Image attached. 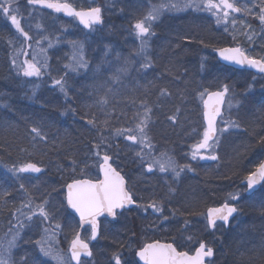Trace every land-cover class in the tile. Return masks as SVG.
I'll list each match as a JSON object with an SVG mask.
<instances>
[{
	"label": "trees",
	"instance_id": "16d2710c",
	"mask_svg": "<svg viewBox=\"0 0 264 264\" xmlns=\"http://www.w3.org/2000/svg\"><path fill=\"white\" fill-rule=\"evenodd\" d=\"M161 1L166 4L184 2ZM94 2L102 8L103 0ZM182 9L163 18L148 35L145 52L151 66L147 68L142 67L146 62L145 54H138L141 44L136 41L121 43V59H118L112 44L119 42L108 37L105 43L89 47L81 40L87 67L84 73L77 74L62 63L64 74L60 79L65 81L66 95L53 85L51 79L47 85L49 88L42 87L38 81L33 91L27 92V82L13 67L5 38L8 30L0 29V241L6 243L5 237L11 239L16 230L22 234L19 224L13 228L14 220L25 216L21 212L31 214L22 205L28 200L33 204L39 196H55L64 218H70L64 206V189L73 178H80V170L85 169L89 157L96 156L93 145L100 136L98 129L86 122L88 119L95 116L98 122H102L107 113L112 129L132 126L133 113L139 102L147 100L153 108L149 131L154 145L152 150L179 156L186 154L192 144L189 142L192 134L187 135L186 128L179 130L180 125L184 128L192 114L193 121L199 123L200 130L203 129L199 93L205 89L223 90V85L227 84L229 105L232 100V121L239 127L229 126L221 133L214 149L217 160L204 163L198 158L195 162L188 154L193 171L173 183L167 195L155 199L163 198L162 204H167L171 212L179 210L175 215V229L179 232L198 224L204 235H196L197 239L209 243L215 250L212 264H264V187L250 199L244 198L241 189L246 176L264 159V143H261L264 137V89L253 75L221 66L214 52L230 46L228 40L219 39L215 28H207L202 19L197 24L195 15L187 8ZM103 21L115 26L126 24L119 17H106ZM130 53L138 75L132 78L136 67H130L127 74H121L119 92L112 95L115 87L112 78L119 74L118 69L125 62L128 67ZM108 88L112 92H107ZM161 88L169 95L160 96ZM106 92L109 102L101 108L96 101ZM170 115L176 117L175 123L168 119ZM34 124L41 128L46 140L33 139L30 129ZM103 135L109 137L107 143L110 147L106 150L114 158L124 149L127 140L112 135L111 131H105ZM104 150L101 149V154ZM26 162H35L43 170L42 176L31 179L34 188L28 186L23 173H18L17 179L9 171ZM146 164L139 163L137 158L133 166L139 168ZM229 193H239L242 199L240 215L229 231L209 233L204 215L199 213L205 214L208 207L229 202ZM136 211L120 216L114 233H102L88 264H111L115 254L121 259L129 257L135 264V252L146 243L142 237L145 223ZM13 212L17 213L16 217ZM70 223L73 229L67 235L69 239L77 231L76 222L70 219ZM173 236L159 240L172 242ZM62 246L67 250L66 243ZM96 249H102L103 261ZM26 253L20 249L15 251L13 258L17 264L22 257L26 258L25 264H54L39 257V252H33L31 257Z\"/></svg>",
	"mask_w": 264,
	"mask_h": 264
},
{
	"label": "snow or ice",
	"instance_id": "6c2138e0",
	"mask_svg": "<svg viewBox=\"0 0 264 264\" xmlns=\"http://www.w3.org/2000/svg\"><path fill=\"white\" fill-rule=\"evenodd\" d=\"M27 3L29 5H39L41 8L51 9L55 13H63L65 16L73 17L77 19L85 29H92L94 25L102 23V9L100 7L77 9L71 0H27ZM13 5L14 0H0V14L11 23L16 32L23 37L24 41L28 42L32 37L24 30L18 19V15H20L19 6L17 5L14 7ZM247 5L248 0H184L183 4L172 3L170 7L206 11L215 18L218 25L221 23L225 24V31L229 30L227 24L230 16L233 27L237 24L238 17L231 14L239 13L242 16H252L254 19L259 20L262 31H264V0H253L251 6ZM163 7H169V5H164ZM254 8H258L259 11L254 12ZM159 14L160 9L154 8L143 20L137 21L133 25L136 30V35L138 37H147L152 27L147 21H155ZM242 23L246 29H249V31H245L243 34L251 41L254 34L253 31H251V25H248L246 21ZM37 27H39V25H37ZM42 39L48 40V47L53 46V42L48 36H44ZM69 43L74 50V55L71 58L72 63L65 65V67L70 71H77L79 68L87 67L83 55V43L75 40ZM36 44L41 45V39H37ZM29 47H31L30 44ZM145 48L146 40L142 39L138 54H145L146 62L142 67L147 68L151 65L150 61L147 60ZM40 50L41 52L46 51L42 47ZM216 51H218L220 58L224 61L240 66L247 65L260 73H264V58H254L238 46L219 48ZM21 54L27 55L23 48L17 52V57ZM13 67L17 68L18 74L24 77H40L43 71L47 69V58L44 57L43 59H39L33 56L30 61L25 60L20 65H17V61L14 58ZM118 72L119 74L112 78L114 83L120 81L121 74H127V62L118 69ZM53 85L58 86L60 91L64 92L65 95L67 94L65 90V81L62 78L54 79ZM111 91V88L107 89V92ZM228 91L229 87L225 84L223 85L222 91H209L205 89L203 92L199 93V98L203 104V119L206 126L204 127L202 138L191 146L192 151L190 155L192 160H196L197 158L200 160H217L218 156L214 151L219 144V136L217 133L227 131L229 126L239 127L234 121H229L223 128H219L217 125V118L222 117L221 108L225 103V97ZM107 92L96 101L101 108L109 102ZM166 95H169L168 91L161 88L160 96ZM132 102L135 103V101ZM237 104H239V101H237ZM177 111H179V109H177ZM152 113L153 108L148 101L141 100L139 102V107L133 113L132 126L112 129L110 119L108 118L109 114L107 113L106 118L102 122H98L95 116L86 121L89 125L97 128L100 133L98 141L93 145L94 149H96L95 155L98 159L92 166L98 168L102 178H97L96 180L86 178L85 169H81L80 178H73L71 183L67 184L66 201L68 208L78 215L80 227L84 228L85 225L90 226V237L86 239L82 237L79 231L74 232L69 242V260V257L63 252H56L54 254L50 246H44L45 242L50 239V236H46L44 239L36 241L43 256L48 257L54 255L57 264H71L72 261H75V264H86V262H82L81 257H92L93 255L88 240L97 239L99 230L98 218L105 215L107 217L116 218L117 215H119L117 212L118 209L122 210L136 203L133 192L126 186L125 178L121 175L120 171L109 163L112 157L106 150L110 147V144L107 143L109 137L103 135L105 131H111L112 135L122 136L123 139L130 141L132 144L139 145L140 150L136 152V155L141 158L142 162H147V171L149 172H152L154 168L158 167L160 172L165 173L171 171L174 176L178 178L185 169L187 171H193L190 164L180 165L167 153H161L159 157L152 156L151 150L154 145L149 135ZM168 119L172 120L174 123L176 121L174 115L168 116ZM30 132L33 134L34 140L38 138L44 141L47 139L41 128L35 124L31 127ZM261 143H264V137L261 138ZM102 148L105 149L103 154H101ZM145 148L149 149V151L145 152ZM73 163L75 164V162ZM87 167L88 165H85V168ZM9 171L19 179L18 173H39L42 169L37 166L35 162H26L19 167L13 166ZM245 179L247 188L250 192L255 189L256 185L264 184V161L259 162L258 165L255 166V170L250 172ZM23 187L24 185L21 184L22 189ZM239 198V193H229L227 197V199L233 201H237ZM22 207L28 208L31 212V214H24L21 212L28 220H31L33 215L37 214L36 210H38L39 215L42 216L45 221H49V214L45 211L44 203L38 204L36 210H33L32 201L28 200ZM136 207L143 208L145 211L151 208L155 213H162L163 211L162 202L155 199L146 204L136 203ZM178 211V209L172 210L173 216H175ZM237 211L238 209L236 206L230 205L227 202L218 207H208L206 215L208 227L215 228L218 221L227 225L230 222V218L233 217V214ZM16 215L17 213L13 212V217H16ZM199 215H204V213L201 212ZM168 219V216H163V220ZM185 223H187V221H185ZM22 226L21 224L20 227ZM13 227H16V225H13ZM55 227L58 228L60 225L57 224ZM9 231L11 232V229ZM47 232L48 229L45 228V233ZM18 235L19 233L17 232L12 234L11 239L5 237L6 243L0 241V264H17L16 260L13 258V250L17 245ZM188 239L191 241L193 237L190 236ZM174 243V239L172 242H161L159 240L146 242L135 252V255L142 264H209L206 258H210L214 255L213 248L202 240L192 254L188 251L178 250V246H174ZM114 259L115 264H121V258L118 254L114 255ZM25 260L26 258L22 257L20 259V264H25Z\"/></svg>",
	"mask_w": 264,
	"mask_h": 264
},
{
	"label": "rangeland",
	"instance_id": "374dc122",
	"mask_svg": "<svg viewBox=\"0 0 264 264\" xmlns=\"http://www.w3.org/2000/svg\"><path fill=\"white\" fill-rule=\"evenodd\" d=\"M248 1H251V3L253 2V0ZM71 2L77 9H88L90 7H97V4L94 2V0H71ZM172 3H176V1ZM17 5L20 9V15H18V19L21 22V26L24 28L25 31L29 33L32 39L28 42H25L23 37L20 36L18 32H16L15 28L11 25V23L5 17H3L2 14H0V29L3 28V31L8 30L5 38L6 43L9 46L12 59L15 58L17 61V65H20V63L22 64L25 60L30 61L33 56H36L39 59H43L44 57L47 58V69L43 71V74L40 77L22 76V78L27 82V92H32L33 88L35 87V85H37L38 81L43 84L42 87L49 88L50 86L47 85L50 83V79L52 81L55 78L60 79V76L64 74V71L61 69L62 63H64V65L72 63L71 58L74 55V50L69 43L70 41L82 40L84 42H87L88 46L91 47L95 46V44L105 43V41L109 37L115 43H120H113L112 48L113 53H116L118 59H121V56L119 54V51L122 50L121 43L124 44L125 41H136L141 44V40L145 39L144 37H138L136 35V30L134 29L133 25L137 21L143 20L147 16V14L154 8H159L160 14L157 19L155 21H147V23H150L152 25L150 32L151 34L153 32V28L158 23H160L163 18L172 15L173 11L181 10L171 8L170 3H162V1L160 0H103L102 11L104 18L119 17L126 24L122 26H115L113 24H108V22L106 24L105 22L100 29H93L90 32H83L78 28L75 21H64L49 14L48 12L31 7L27 4V0H14L13 6L15 7ZM164 5H169V7H163ZM187 9H189V11H191L195 15V10L191 8ZM253 11L258 12L259 9L254 8ZM204 12L206 11H197L200 16H203ZM207 19L210 21L209 25H211V27L212 24L215 26V32L219 36V39H227L231 47L238 46L242 50H244L248 55L254 58H264V53L262 54L261 51H259L258 46L256 45L258 36L257 28L251 25V31H253L254 33L251 41H249L243 34L245 31H249V29H246L244 24L242 23L246 20L240 21V19H238L237 24L235 25V27H233L230 17L227 24V28L229 30L225 31V24L221 23L218 25L216 23L215 18L209 13ZM246 23L250 25L248 21H246ZM37 25H39V27H37ZM44 36H48L49 39L52 40V47H48V40L42 39V37ZM37 39H41V45L36 44ZM95 40L97 41L95 42ZM29 44L31 45V47H29ZM41 47L46 51L41 52ZM21 48L24 49L27 55L21 54L19 55V57H17V52ZM83 55L85 58L84 49ZM127 61L129 64L128 70L130 69V67H132V69L136 67L133 58L131 57V53L128 56ZM85 68L86 67L79 68L77 71L73 72L77 74L84 73ZM133 75L134 76H132V78H136L135 76L138 75L137 67L133 71ZM258 81L260 82V87L264 89V79H259ZM119 83L120 81L114 83L115 87L113 89L114 91H111L112 95H114L115 92H119ZM233 85H235V82L233 83ZM233 85L231 84V86ZM34 96H36V94ZM230 109L231 108L228 103V106L225 110V116L221 121L219 128L225 127L229 121H232L233 114ZM192 118L193 116L191 114V117H189L190 120H188L187 125L184 128L180 125L179 128V130H183L186 128L187 135L192 134L190 137L191 139L189 140L190 144L192 143L191 145H189L190 149L187 150L186 154H181L179 156L170 152L167 153L180 165L190 163L187 156L188 154L190 155L192 151L191 146L202 138L203 129L200 130V128L198 127L199 123L196 121L194 122ZM218 136L220 140L221 133H219ZM139 150V145H134L130 141H127L126 145L124 146V149L120 151L114 158L112 157V164L114 168H116L120 172H124V177L127 181L128 188L131 189V191L133 192L134 198L137 203L146 204L151 202L157 196L163 197L164 195H167L169 193V190L172 188L173 183L182 179L184 175H188V173H190V171H187L185 169L177 178L171 171L165 173L160 172L158 167L154 168L152 172H149L147 171V164L144 167H135L133 165L137 161V158H139V163L142 162L141 158L136 155V152ZM144 151L148 152L149 149L145 148ZM151 153L153 157H159L161 153L165 152L158 151L155 153L153 150H151ZM97 159L98 158L96 156H91L86 162V165H88V167L85 168L86 178H91L93 180H96L98 178V168L92 166L94 162L97 161ZM197 159L195 160V162L197 161ZM201 161L206 163L211 162L212 160ZM25 178H27L26 183L28 184V186L30 188H34L35 184L31 182V178L26 176ZM157 201L162 202L163 198H158ZM41 203H44L45 211L47 210L46 212L49 214V221H45L44 218L39 215L38 210H36V206ZM229 203L237 205L239 207L242 205V199L239 198V200L237 201L230 200ZM162 207V213H155L151 208L147 209L146 211L143 208H139V210L135 212L136 215L140 218V220L145 223V227L143 228L142 232L143 239L146 242H153L159 240L164 236L166 237L174 235V246H178V250L180 251H188L190 254H192L200 242L197 239L196 235L202 237L204 235V231L201 230L198 224H195L189 227V229L185 228L182 233L179 232L175 229V226H177L175 216H173L172 212L167 209V204H162ZM32 209L36 210L37 214L33 215L31 220H28L25 216L18 217L17 220H14V225L19 224L20 226L22 224L23 226L20 227L22 234L18 232L19 235L17 237V245L13 250V254L18 249H20L22 252H28L26 254H28L30 257L32 256L33 252H39V257H43L44 259L51 261L54 264H57L54 255L45 257L41 254L40 247L39 245H37L36 241H40L46 236H50V239L45 242L44 246H50L53 249L54 254L56 252H63L68 256L67 250H64L62 244L66 243V245L68 246L70 242V239L67 237V235H69L70 231H72L73 229V226L70 223V219L72 218L70 216V218H64L60 202L55 196H50L49 198L42 196L37 197V199L32 204ZM165 215L169 217L168 220H163V216ZM23 217H25L26 220H24ZM57 224L60 225V227H55V225ZM45 228L48 229L47 233H45ZM116 230L117 226L115 227L111 224H106L102 227V232L104 235H109L110 232L114 233ZM15 233H17V230ZM217 233H222V230L218 229ZM190 236L193 237L191 241L188 239V237ZM88 237H90L89 233L85 235L86 239ZM96 251L103 261L105 257L103 255L102 249H96ZM111 264H115V259ZM121 264H132L131 258L124 257L123 259H121Z\"/></svg>",
	"mask_w": 264,
	"mask_h": 264
},
{
	"label": "water",
	"instance_id": "95a60500",
	"mask_svg": "<svg viewBox=\"0 0 264 264\" xmlns=\"http://www.w3.org/2000/svg\"><path fill=\"white\" fill-rule=\"evenodd\" d=\"M30 6H32V7H34V8H37V9H40V10H43V11H46V12H48V13L54 15V16H57V17L63 19V20H75L76 23H77V25H78V27H79L80 29L85 30V31H89V30H90V29H85V28L83 27V25H81V24L79 23V21H78L77 19L73 18V17L65 16L63 13H55V12H53L51 9L41 8L39 5H30ZM101 25H102V23H101V24H98V25H94L93 28H99V27H101ZM215 57H216L217 61H218L222 66H224V67L231 68V69L236 70V71H246V72L252 73V74H254V75H257V76H263V77H264V73H260V72H258L256 69H254V68H250V67H248L247 65L240 66V65H235V64H232V63H229V62H227V61L222 60V59L220 58L219 54H218V51L215 52ZM228 95H229V92L226 94V97H225V103L222 105V108H221L222 115H223V111H224V107H225V104H226V101H227ZM205 98H206V97H205ZM202 113H203V105H202ZM202 116H203V114H202ZM220 119H221V117H218V118H217V125H218ZM203 124H204V127H205L206 125H205V123H204V119H203ZM109 163L111 164V161H109ZM25 174H27L28 176H30V177L36 179V178H38V177L42 174V171L39 172V173H31V172H28V173H25ZM99 177L102 178V177L100 176V173H99ZM125 182H126V181H125ZM126 186H127V184H126ZM242 186L246 188V196L249 197V196L253 195L254 193L258 192V191L260 190V188L263 186V184H258V185H256V186H255V189L252 190L251 192H250V191L248 190V188H247V182H246V181L242 183ZM66 196H67V186H66V189H65V207H66L68 213H69V214H70V215H71V216L77 221V223H78V225H79V230H78V231H79V232L81 233V235L83 236L84 231H85L87 228H90V226L85 225L84 228H81V227H80L79 217H78V215L75 214L71 209L68 208V206H67V201H66ZM135 208H136V204L134 203L133 205H129V206L126 207L125 209H122V210L118 209L117 212H118L119 215H120V214H122V213H124V212H126V211H130V210H133V209H135ZM237 214H238V211H237L236 213L233 214V217L230 218V222H229L227 225H225V224H223V222H219V221L217 222V225H221V226H223L226 230L229 229L231 223H232L233 220H235V218L237 217ZM206 215H207V212H206L205 216H206ZM117 216H118V215H117ZM103 221H108V222H110V223H115V222L117 221V217H116V218H112V217H107V216L105 215V216H101V217L98 218V223H99L98 236H97V239H96V240H90V243H91L92 245L96 244V242L99 240V237H100V229H101L100 224H101V222H103ZM206 221H207V219H206ZM207 225H208V224H207ZM208 228H209V227H208ZM209 230H210V231H213L214 228H209ZM89 247H90V246H89ZM90 249H91V248H90ZM91 251H92V250H91ZM68 254H69V257H70V253H68ZM213 258H214V255H213L212 257H210V258H206V260L210 263V262L213 260ZM91 259H92V257H81V260H82V261H90ZM135 260H136V263H137V264H142V262H140L139 259H138V257H136V256H135ZM71 263H72V264H75V261H72Z\"/></svg>",
	"mask_w": 264,
	"mask_h": 264
},
{
	"label": "flooded vegetation",
	"instance_id": "af4514ba",
	"mask_svg": "<svg viewBox=\"0 0 264 264\" xmlns=\"http://www.w3.org/2000/svg\"><path fill=\"white\" fill-rule=\"evenodd\" d=\"M247 6H251V1H248V5ZM231 15H234V16H237L238 17V19H240V21L242 20H246V21H248V23L250 24V25H252L253 27H255V28H257V30H258V36H257V46H258V48H259V51H261V53L263 54L264 53V31H262V28H261V25H260V23L258 22V20L257 19H253V17L252 16H242L241 14H239V13H235V14H231ZM207 16H208V12H204V14H203V16L201 15V17H199L198 16V13H196L195 14V20H196V22H197V24H199L198 22H199V19H202L201 21H202V24H204L207 28H210L211 27V25H209V20L207 19ZM231 17V16H230ZM212 27L214 28L215 26L212 24ZM145 39L144 40H146V39H148V36L147 37H144ZM264 187V186H263ZM257 193H259V192H257ZM257 193H254L253 195H251V196H246V190L244 189V192H243V194H244V198L245 199H250V198H252L253 196H255ZM117 223H118V221H116L115 223H110V222H107V221H105V222H102L101 223V231L100 232H102V227L104 226V225H106V224H111V225H114L115 227L117 226ZM77 225V227H76V230H79V225L78 224H76ZM218 230V229H217ZM216 232V230H214V231H211L210 233H215ZM87 233H89V231H85L84 232V234H83V236L82 237H84L85 238V235L87 234ZM103 233V232H102ZM90 235V234H89ZM89 241H90V239H89ZM89 241H88V243H89ZM68 247H69V244H68ZM214 258H215V251H214Z\"/></svg>",
	"mask_w": 264,
	"mask_h": 264
}]
</instances>
